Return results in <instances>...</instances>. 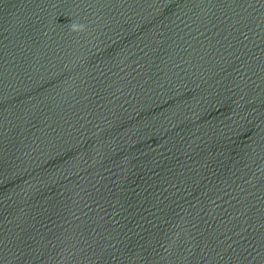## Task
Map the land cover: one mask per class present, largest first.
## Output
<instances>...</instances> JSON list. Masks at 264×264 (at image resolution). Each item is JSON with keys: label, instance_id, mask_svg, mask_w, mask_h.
<instances>
[{"label": "water", "instance_id": "obj_1", "mask_svg": "<svg viewBox=\"0 0 264 264\" xmlns=\"http://www.w3.org/2000/svg\"><path fill=\"white\" fill-rule=\"evenodd\" d=\"M0 264H264V0H0Z\"/></svg>", "mask_w": 264, "mask_h": 264}, {"label": "clouds", "instance_id": "obj_2", "mask_svg": "<svg viewBox=\"0 0 264 264\" xmlns=\"http://www.w3.org/2000/svg\"><path fill=\"white\" fill-rule=\"evenodd\" d=\"M76 27H77L76 25L73 26L74 29H75ZM78 27H79L80 30H83V29H84V26L81 25V24H80Z\"/></svg>", "mask_w": 264, "mask_h": 264}]
</instances>
